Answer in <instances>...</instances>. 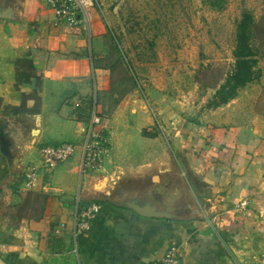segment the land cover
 I'll return each mask as SVG.
<instances>
[{"label": "crops", "instance_id": "crops-1", "mask_svg": "<svg viewBox=\"0 0 264 264\" xmlns=\"http://www.w3.org/2000/svg\"><path fill=\"white\" fill-rule=\"evenodd\" d=\"M0 6H13L17 16L0 19V120H8L6 132L20 158L11 172L0 148V264H160L170 246L181 252L182 264H264V125L234 106L240 98L200 121L170 114L160 119L163 131L136 105L130 136L129 128L123 137L126 128L103 121L110 156L98 173H85L86 128L94 107L101 112L96 97L87 109L80 96L89 95V63L103 51L98 17L92 9L86 38L84 26L57 20L47 0H22L20 6L0 0ZM50 46L81 54L66 59L65 68L52 58L58 67L48 78ZM93 78L97 92L110 90V70L97 68ZM66 143L78 146L76 156L41 169L37 186L27 189L23 172L42 164L41 148ZM126 178L135 184L120 187ZM142 186L166 188L178 219L145 218L123 200L103 199L106 191L123 188L125 200ZM93 203L101 205L100 215L89 232L76 234L77 207Z\"/></svg>", "mask_w": 264, "mask_h": 264}, {"label": "rangeland", "instance_id": "rangeland-1", "mask_svg": "<svg viewBox=\"0 0 264 264\" xmlns=\"http://www.w3.org/2000/svg\"><path fill=\"white\" fill-rule=\"evenodd\" d=\"M16 1L20 6L22 0ZM91 11L89 19L94 12L104 30V44L102 54L89 63L91 91L80 99L90 109L96 97L106 124L129 128L123 137L127 130L128 136L133 133L130 128L139 104L154 125L155 117L162 125L160 119L165 121L173 113L200 121L217 108L216 92L235 68L237 31L245 14L254 20L250 44L256 54L257 77L238 91L235 99L240 100L234 106L249 110L264 125V0H95ZM90 24L80 25L86 29V38L91 35ZM47 53L48 78L58 67L52 58L62 59L61 68H65L66 59L81 54L51 46ZM22 66L32 72L27 62ZM100 67L111 72L109 91L97 92L93 86L94 71ZM21 176L22 172L16 175V182H21ZM135 182L126 178L120 187Z\"/></svg>", "mask_w": 264, "mask_h": 264}, {"label": "built area", "instance_id": "built-area-1", "mask_svg": "<svg viewBox=\"0 0 264 264\" xmlns=\"http://www.w3.org/2000/svg\"><path fill=\"white\" fill-rule=\"evenodd\" d=\"M47 6L55 15L56 19L76 27L89 22V10L95 7V0H47ZM79 106V105H77ZM155 115V114H154ZM103 118L96 107L91 114V122L86 128L85 143L82 146V171L98 173L105 160L110 156V145L106 134L100 128ZM155 125L163 131L162 125L155 117ZM78 146L66 143L58 146H46L41 148V165H29L23 172V184L27 189L37 186L40 178V170H52L62 163L72 160L78 153ZM243 207L247 203L242 204ZM102 211L99 204L93 203L87 208L77 207L74 217L76 234H84L91 230L93 222ZM182 254L175 247L170 246L160 264H182Z\"/></svg>", "mask_w": 264, "mask_h": 264}, {"label": "water", "instance_id": "water-1", "mask_svg": "<svg viewBox=\"0 0 264 264\" xmlns=\"http://www.w3.org/2000/svg\"><path fill=\"white\" fill-rule=\"evenodd\" d=\"M0 19L12 21L16 20V11L14 10L13 6H7L5 8L0 6ZM7 126L8 120L2 117L0 120V148L2 155L8 161L11 172H15L20 167V158L16 157V155L13 153V144L6 132ZM153 182L154 184H158V177H155ZM165 189L163 190L160 188L159 190H151L142 186V192L134 193L130 198L124 200L123 197L125 190L123 188H119L117 191H106L103 199L106 198L108 202H111L115 205L119 203V200H123L121 203L122 206L145 218L178 219L176 207L167 203L168 194L166 193L167 189Z\"/></svg>", "mask_w": 264, "mask_h": 264}, {"label": "trees", "instance_id": "trees-1", "mask_svg": "<svg viewBox=\"0 0 264 264\" xmlns=\"http://www.w3.org/2000/svg\"><path fill=\"white\" fill-rule=\"evenodd\" d=\"M254 20L250 14H245L237 31L236 48L234 50L235 68L226 82L216 92L215 106L227 105L237 97L239 90L246 88L256 79V54L250 44L253 35ZM146 137H156L144 131Z\"/></svg>", "mask_w": 264, "mask_h": 264}]
</instances>
